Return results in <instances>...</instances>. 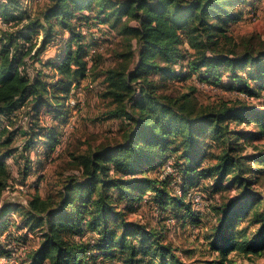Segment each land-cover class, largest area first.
I'll use <instances>...</instances> for the list:
<instances>
[{"label": "trees", "instance_id": "obj_1", "mask_svg": "<svg viewBox=\"0 0 264 264\" xmlns=\"http://www.w3.org/2000/svg\"><path fill=\"white\" fill-rule=\"evenodd\" d=\"M46 1L36 14L25 1H0V119L8 122L0 127V236L4 234L0 258L14 254V246L24 249L30 233L38 245L23 250L21 264H97L99 258L111 261L116 255L121 264H180L174 248L162 243L155 229L126 220L125 212L135 201L154 200L161 213L171 210L168 206L184 207L195 219L191 203L184 200L186 185L200 176L214 179V186L231 177L241 188L237 198L219 207L210 243L214 256L205 264H235L229 256L232 251L249 261L261 256L264 199L252 189L249 174L264 172V148L243 153L238 140L264 135V113L254 120L256 131H237L230 121L249 117L253 108L225 101L200 106L193 88L162 94L155 79L178 80L186 69L183 77L212 78L217 83L224 70L238 83L237 93L253 97L256 90L249 82L264 83V37L248 33L236 40L228 33L229 24L245 14L246 0ZM132 20L136 24H129ZM113 30L125 40V49L116 53V65L102 72L106 83L102 95L115 105L108 117L128 123L121 140L75 157L80 176L64 182L56 202L34 192L27 206L15 207L23 209L24 216L11 219L15 208L1 198L10 185L6 158L16 152L6 146L21 130L17 123L9 128L13 118L19 112L26 117L27 133L35 123L39 125L36 132L25 134L23 150L28 155L31 148L45 150L46 158L51 156L55 143L49 149L48 143L58 141L59 126L78 108V103H70L72 87L94 71L92 61L103 50L102 40L115 34ZM54 41L59 51L42 60L45 71L53 73L52 80H46L43 72L28 73L26 64L41 59ZM184 43L191 51L182 49ZM91 48L97 50L91 53ZM44 111L60 118L56 127L39 122ZM205 138L217 152L203 163ZM172 157L175 175L161 170ZM29 168L22 183L31 173ZM187 171H192L188 178ZM245 217L257 224L250 236L234 227Z\"/></svg>", "mask_w": 264, "mask_h": 264}, {"label": "rangeland", "instance_id": "obj_2", "mask_svg": "<svg viewBox=\"0 0 264 264\" xmlns=\"http://www.w3.org/2000/svg\"><path fill=\"white\" fill-rule=\"evenodd\" d=\"M20 1L24 3L25 0ZM29 2L26 4V8L29 6L34 8V11H32L34 14L39 12L47 3L46 0H29ZM244 3L246 4L244 6L245 14L236 22L229 24L228 33L236 40H238L239 36L248 33H257L264 37V0H246ZM37 4L38 6L36 7ZM253 15L256 16L253 18ZM15 24H20V21ZM129 24L134 25L136 22L132 20ZM57 32V36H62L59 31ZM103 34L105 33L103 32ZM102 42H104L103 50L99 52L100 54H96L95 60L92 61V64L96 62L94 71L79 82V85H81L80 90L78 88L72 89L71 95L72 99H74V104L78 103V108L74 109L71 115L74 121L73 127L67 132L65 138H61V129L64 126V124H61L59 126L60 135L58 141L53 142L52 140V142L48 143V149L55 143L53 145L54 150L49 156L51 157L50 162H47L49 157L46 158L45 150L38 148L37 150L41 151H36V149L31 148L29 155L27 150H23L27 145L25 134L29 136L31 131L36 132V126L39 125L35 123L31 131L27 133L30 127L26 126V117L19 112L13 118L14 124L10 125L9 128H15L17 123L21 130H19L18 134H14L16 136L6 146L9 150L16 149V152L6 158V164L9 166L10 171V185L3 193L1 202H9L13 208L18 205L27 206L34 192H37L42 198L50 197L56 202L60 198L64 182L71 176H80L79 168L78 166L76 167L75 157L106 145H114L121 140L122 133L124 129L126 130L128 123L120 117H108V112L115 105L111 103L109 98L102 95L106 86L102 72L116 65L119 60V55L116 53L124 51L125 40L115 32V34H111L110 39L106 41L103 39ZM131 43L133 46L136 45L134 39L131 40ZM57 44H55V41L54 44H49L45 52L41 54V59L28 62L26 64L27 72L31 74L37 71L43 72L46 80H52L53 73L51 70L45 71L47 68L43 66V61L57 54L59 51ZM182 49L191 51V48L185 43L182 45ZM186 72V69H182L178 80L164 81L156 77V81L161 84L159 92L176 95L190 91L193 88L192 95L197 105L200 106L213 105L219 101H225L229 104L243 103L248 108H253V113L249 117L231 120L230 126L241 132L256 131L254 120L257 119L258 113H264V83L260 85L257 82H249V84H252V88L256 90V94L249 98L235 92L238 83H235L224 70L217 83L210 81L212 78L209 81H200L195 76L183 77ZM240 73L244 74L243 71H240ZM233 84L234 86H232ZM53 115L50 112H41V121L39 122L56 127L60 118L53 117ZM0 121V127L8 123L7 119L1 118ZM24 126H26V133H24ZM7 134L8 131L5 135ZM34 140L37 142V137ZM203 142H205L204 145L206 146L200 155L202 156V162L205 163L211 158L212 154L217 152V149L212 145H208L210 143H207L206 138ZM238 143L243 153H257L259 149L264 148V135L246 140L240 139ZM172 158L174 161V157ZM30 165L31 169L29 168ZM250 166L252 169L256 168V164L253 161H251ZM25 168H29L31 173L22 183L21 179ZM190 172L192 171H187V178L190 177L188 175ZM263 173L253 171V173L249 174V179L253 182L252 189L259 193L262 200L264 199ZM20 185H22V188L19 187ZM186 187V191L196 190L203 197V203L194 209L193 216L195 219H190L184 207L174 208V206H168L167 209L171 210L161 213L155 208L156 202L154 200H148L147 202L135 201L133 207L125 212V218L128 221L138 222L145 227L155 229L162 243L169 244L174 248L178 263L205 264V262L212 260L214 256L210 243L214 237V228L218 223L219 207L224 201L237 198L241 193V188L237 182L231 181V177H227L223 184H215L214 186V179L204 176H200L195 182L191 181ZM179 190L182 191V189ZM187 201L189 200H184L185 203ZM23 212V209L15 208V211L10 213V218L20 220L24 216ZM234 227L236 232L238 229H242L243 233L250 236L256 229L257 224L251 222L249 217H245L236 221ZM20 232L25 233L23 230ZM27 238L29 240L24 243L26 244L24 249L19 251L14 246V254H11L8 258L1 257L0 264H21L25 260L24 251L38 245L34 234L33 237L27 235ZM134 239L135 243H137V238ZM19 252H21L20 255ZM229 256L234 259L235 264H248L251 262L253 264H264V253L261 256L254 257L253 261H249L236 251H232ZM108 260L99 258L97 264H121L117 255L115 259Z\"/></svg>", "mask_w": 264, "mask_h": 264}, {"label": "built area", "instance_id": "obj_3", "mask_svg": "<svg viewBox=\"0 0 264 264\" xmlns=\"http://www.w3.org/2000/svg\"><path fill=\"white\" fill-rule=\"evenodd\" d=\"M0 1H5V0H0ZM27 1H25L26 3ZM255 15H253V18H254ZM97 49L96 48H91V53L96 51ZM80 86L79 84L77 85H74L72 87L73 88H78V90H80ZM236 92V91H235ZM237 93V92H236ZM70 103H73L74 104V99H72V97L70 98ZM74 125V121L72 120L71 116L68 118V120L64 123V126H62V129H61V138H65V136L67 135V132L73 127ZM171 158H168L165 163L162 165L161 167V170L164 172V173H168V174H173L175 175L176 174V171L174 170V167H173V160H169ZM51 160V157H49L47 159V162H50ZM177 180H179L177 178ZM175 181H173V185L175 186V189H176V192L178 194H182L183 192V189L182 191H180L177 185V183H174ZM20 188H22V185L19 186ZM185 198L189 200V202L191 203V207L194 209H196L199 205H201L203 203V197L201 196L200 192L196 191V190H188L185 194ZM195 212V210H194ZM29 236H31L30 233H28ZM1 239H4V234H2L0 236Z\"/></svg>", "mask_w": 264, "mask_h": 264}, {"label": "crops", "instance_id": "obj_4", "mask_svg": "<svg viewBox=\"0 0 264 264\" xmlns=\"http://www.w3.org/2000/svg\"><path fill=\"white\" fill-rule=\"evenodd\" d=\"M25 1H27V2L25 3V5L28 4V3H30L29 0H25ZM30 1H31V0H30ZM29 7H30V6H29Z\"/></svg>", "mask_w": 264, "mask_h": 264}]
</instances>
